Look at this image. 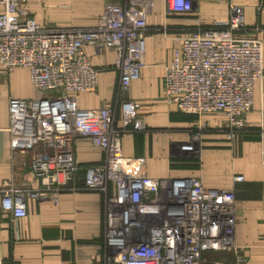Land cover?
I'll return each mask as SVG.
<instances>
[{
	"label": "built area",
	"instance_id": "built-area-1",
	"mask_svg": "<svg viewBox=\"0 0 264 264\" xmlns=\"http://www.w3.org/2000/svg\"><path fill=\"white\" fill-rule=\"evenodd\" d=\"M153 1L106 0L93 27H48L33 17L26 0H0V71L26 68L39 93L8 98L10 148L33 150L29 169L34 182L21 189L10 184L2 188L1 208L12 220L22 218L25 199L57 202L81 173L84 188L101 192L105 205V253L100 263L92 264H206L214 252L233 253L227 264H251L233 243V189L205 186L198 177H151L144 172V158L122 153V134L130 126L144 128L138 103L125 94L144 65ZM194 1L163 0L165 13L190 14L196 27L173 48L161 95L181 112L222 115L226 136L232 138L250 125L253 90L263 73L262 41L248 34L242 5L232 2L226 19L206 23ZM87 46L115 52L118 115L109 107L78 105V94L94 92L97 85L98 70ZM208 129L199 120L179 147L196 155ZM78 136L102 150L100 162L77 161ZM259 140L264 164V127Z\"/></svg>",
	"mask_w": 264,
	"mask_h": 264
},
{
	"label": "crops",
	"instance_id": "crops-1",
	"mask_svg": "<svg viewBox=\"0 0 264 264\" xmlns=\"http://www.w3.org/2000/svg\"><path fill=\"white\" fill-rule=\"evenodd\" d=\"M106 0H26L33 17L48 27H93ZM196 13L206 20H224L229 4L243 6L248 34L262 41L263 73L253 90L250 125L232 138L226 136L225 119L219 114L179 111L161 95L164 66L180 39L196 27L190 14H167L163 0H154L147 15L144 65L130 82L126 98L138 103L144 128L131 126L122 134V153L145 160L144 172L155 178L198 177L208 187L233 189L235 225L233 243L251 264H264V164L259 129L264 127V0H195ZM1 11V6H0ZM85 52L97 68L94 92L77 96L82 108L109 107L119 112L120 73L113 67L115 52L87 46ZM39 93L26 68L0 71V203L1 189L10 184L26 188L34 182L29 162L33 150L13 152L9 144L8 98H31ZM199 120L209 129L202 133L196 155L179 147L187 129ZM75 156L79 163H97L102 150L78 136ZM242 180L233 182L232 176ZM26 215L12 220L0 205V255L3 264L100 263L104 246V197L84 188L82 174L52 200L25 199ZM231 263L235 257L228 252Z\"/></svg>",
	"mask_w": 264,
	"mask_h": 264
},
{
	"label": "rangeland",
	"instance_id": "rangeland-1",
	"mask_svg": "<svg viewBox=\"0 0 264 264\" xmlns=\"http://www.w3.org/2000/svg\"><path fill=\"white\" fill-rule=\"evenodd\" d=\"M209 258L210 260L207 261L206 263L212 261L215 264H227L230 261V257L225 252H214L213 254L209 255Z\"/></svg>",
	"mask_w": 264,
	"mask_h": 264
},
{
	"label": "trees",
	"instance_id": "trees-1",
	"mask_svg": "<svg viewBox=\"0 0 264 264\" xmlns=\"http://www.w3.org/2000/svg\"><path fill=\"white\" fill-rule=\"evenodd\" d=\"M211 254H213V253H211ZM217 261V260H216ZM211 263H213V264H215L214 262H212V261H210V262H208V263H206V264H211Z\"/></svg>",
	"mask_w": 264,
	"mask_h": 264
}]
</instances>
